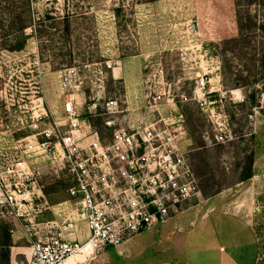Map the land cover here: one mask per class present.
Segmentation results:
<instances>
[{
	"label": "rangeland",
	"instance_id": "rangeland-1",
	"mask_svg": "<svg viewBox=\"0 0 264 264\" xmlns=\"http://www.w3.org/2000/svg\"><path fill=\"white\" fill-rule=\"evenodd\" d=\"M251 2L0 0V154L16 156L18 144L61 117L69 100L79 112L113 100L125 108L161 104L163 113L177 106L175 115L183 117V145L205 200L185 212L213 213L183 223L176 248L159 225L141 232L120 257L109 248L110 264H264L262 71L253 70L250 31L241 34L237 24L247 14L264 18V8ZM22 21L29 23L21 33ZM26 161L39 174L41 193L31 196L37 206L30 220L0 218V264H7V251L9 261L18 252L27 264L24 228L32 241L40 239L67 199L57 159Z\"/></svg>",
	"mask_w": 264,
	"mask_h": 264
},
{
	"label": "built area",
	"instance_id": "built-area-1",
	"mask_svg": "<svg viewBox=\"0 0 264 264\" xmlns=\"http://www.w3.org/2000/svg\"><path fill=\"white\" fill-rule=\"evenodd\" d=\"M78 106L65 102L61 117L18 144L16 156L0 154V218L28 221L37 206L38 173L27 158L57 159L67 184V199L54 208L40 239L32 241L29 226L24 228L27 264H90L105 249L205 201L177 106L165 113L161 104L125 108L113 100L86 104V112Z\"/></svg>",
	"mask_w": 264,
	"mask_h": 264
},
{
	"label": "trees",
	"instance_id": "trees-1",
	"mask_svg": "<svg viewBox=\"0 0 264 264\" xmlns=\"http://www.w3.org/2000/svg\"><path fill=\"white\" fill-rule=\"evenodd\" d=\"M82 1H87V0H82ZM156 0H144V2H154ZM251 5L254 7L258 8H264V0H251ZM73 7H76L73 6ZM67 19V18H66ZM29 22L27 21H22V24H19V32H23L27 28V24ZM238 28L240 27V33L243 34V31L246 30L247 32L250 31V44L251 46V52L253 53V62L255 64V68H257V65L259 69L257 70L262 71V75L259 76L260 80V85L264 89V18L262 19H256L254 17H251V15H246L244 19L238 18L237 20ZM248 34L245 35H240L238 39H232L230 43H237L239 42L238 40L241 39L242 37H248ZM252 69V68H251ZM250 69V70H251ZM254 84L256 82H253ZM248 178V177H247ZM5 238L8 239V236L6 235L5 232ZM6 243V242H5ZM6 263L9 264V256H8V251L3 254Z\"/></svg>",
	"mask_w": 264,
	"mask_h": 264
},
{
	"label": "crops",
	"instance_id": "crops-1",
	"mask_svg": "<svg viewBox=\"0 0 264 264\" xmlns=\"http://www.w3.org/2000/svg\"><path fill=\"white\" fill-rule=\"evenodd\" d=\"M190 211V210H189ZM187 211V212H189ZM187 212L183 213V214H179V216H177V218L181 219L175 222V220L171 219L168 220L165 224L161 225V229H162V235L164 236V238L168 241H171L173 244H175L176 246H174L175 248L177 247L178 242H180V238L176 237V233L178 234V231L182 230V224L185 223L186 221H188L190 218H192L191 220H189V226L193 225V223L195 222V218L198 217L200 219H204L207 216L210 215V213L213 212H207L204 213L203 210H201V212H197V211H193V214H191L189 217L187 214ZM233 217H237L240 218L234 214H231ZM189 217V218H187ZM242 219V218H240ZM243 220V219H242ZM245 225L247 227H250V221H245ZM173 226V227H172ZM172 228V229H171ZM138 237L135 236L133 237L131 240L127 241L124 245L116 248L115 250H117V256H121L122 254H124L126 251H128V249L130 248V246L133 243V240ZM172 245V244H171ZM108 249H105L103 252H100L99 254H97L93 260L90 262V264H110V260H111V254L110 252H108ZM29 251V250H28ZM222 250H220L221 255L223 254V252H221ZM18 252H15L13 255L10 256V263L9 264H20V261H18ZM160 264H176V263H172V262H166V263H160Z\"/></svg>",
	"mask_w": 264,
	"mask_h": 264
},
{
	"label": "bare ground",
	"instance_id": "bare-ground-1",
	"mask_svg": "<svg viewBox=\"0 0 264 264\" xmlns=\"http://www.w3.org/2000/svg\"><path fill=\"white\" fill-rule=\"evenodd\" d=\"M77 258H80V257H77ZM81 259V258H80Z\"/></svg>",
	"mask_w": 264,
	"mask_h": 264
}]
</instances>
